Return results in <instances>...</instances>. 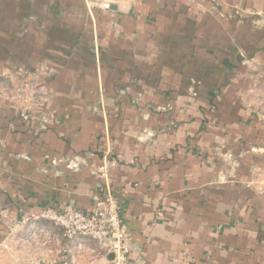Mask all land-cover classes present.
<instances>
[{
    "label": "crops",
    "instance_id": "1",
    "mask_svg": "<svg viewBox=\"0 0 264 264\" xmlns=\"http://www.w3.org/2000/svg\"><path fill=\"white\" fill-rule=\"evenodd\" d=\"M0 87L4 215L110 190L127 264H264V0H0Z\"/></svg>",
    "mask_w": 264,
    "mask_h": 264
},
{
    "label": "built area",
    "instance_id": "2",
    "mask_svg": "<svg viewBox=\"0 0 264 264\" xmlns=\"http://www.w3.org/2000/svg\"><path fill=\"white\" fill-rule=\"evenodd\" d=\"M88 5L109 9L111 0H85ZM57 226L69 242L90 241L112 253V264H127L126 234L121 228L120 205L111 191L94 193L93 206L81 211L71 205L46 206L37 215Z\"/></svg>",
    "mask_w": 264,
    "mask_h": 264
},
{
    "label": "rangeland",
    "instance_id": "3",
    "mask_svg": "<svg viewBox=\"0 0 264 264\" xmlns=\"http://www.w3.org/2000/svg\"><path fill=\"white\" fill-rule=\"evenodd\" d=\"M37 80L43 86V80L38 78ZM30 82L28 78L22 81V86L29 88ZM1 88L0 90H2ZM34 95L33 89L26 92L28 100L32 99ZM40 96L38 99L41 100L50 98L45 89L40 93ZM2 206L1 203L0 264H59L62 261H69L70 252L66 248L68 243L57 226L37 218L36 214H28L26 219L20 218L18 217L19 212L16 214V209H13L12 205L9 209L5 207L7 213L10 209L11 213L4 215ZM73 243L78 244V242ZM101 251L103 254V250Z\"/></svg>",
    "mask_w": 264,
    "mask_h": 264
},
{
    "label": "water",
    "instance_id": "4",
    "mask_svg": "<svg viewBox=\"0 0 264 264\" xmlns=\"http://www.w3.org/2000/svg\"><path fill=\"white\" fill-rule=\"evenodd\" d=\"M112 258H113V255H112V253H110V254L108 255V259L112 260Z\"/></svg>",
    "mask_w": 264,
    "mask_h": 264
}]
</instances>
